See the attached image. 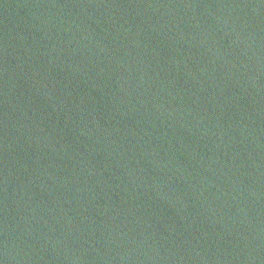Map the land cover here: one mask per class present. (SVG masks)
<instances>
[{
  "label": "water",
  "instance_id": "95a60500",
  "mask_svg": "<svg viewBox=\"0 0 264 264\" xmlns=\"http://www.w3.org/2000/svg\"><path fill=\"white\" fill-rule=\"evenodd\" d=\"M0 264H264V0H0Z\"/></svg>",
  "mask_w": 264,
  "mask_h": 264
}]
</instances>
